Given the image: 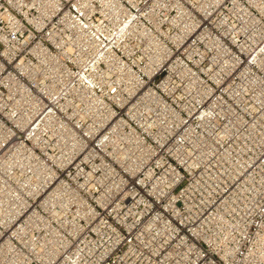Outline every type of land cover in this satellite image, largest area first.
Segmentation results:
<instances>
[{
	"label": "built area",
	"instance_id": "obj_1",
	"mask_svg": "<svg viewBox=\"0 0 264 264\" xmlns=\"http://www.w3.org/2000/svg\"><path fill=\"white\" fill-rule=\"evenodd\" d=\"M0 264H264V0H0Z\"/></svg>",
	"mask_w": 264,
	"mask_h": 264
}]
</instances>
